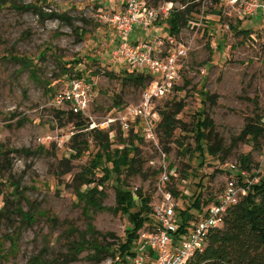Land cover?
Returning <instances> with one entry per match:
<instances>
[{"label":"rangeland","instance_id":"374dc122","mask_svg":"<svg viewBox=\"0 0 264 264\" xmlns=\"http://www.w3.org/2000/svg\"><path fill=\"white\" fill-rule=\"evenodd\" d=\"M10 1L39 6L45 13H66L73 27L56 19L43 20L34 9L0 8V142L8 149L33 153L11 155L12 167L0 174V188L7 195L8 183L3 187L2 181H20L27 199L24 211L31 208L35 212L31 225L16 217L0 221V264H27L35 258L43 264H91L88 250L75 260L66 258L87 224L113 235L106 243L117 244L125 240L131 224L127 216L113 211L114 181L104 187V211H84V205L78 203L75 193L80 174L90 166L98 148L92 145L80 157L72 156V137L78 134V141L85 137L79 134L76 122L69 121V107L57 106L54 97L77 74L86 79L92 92L82 121L89 129L116 118V112L125 107L141 105L144 89L124 82L126 73L132 71L114 62L116 34L101 18L112 11H125V4L121 0ZM145 1L152 8H181L173 0ZM192 3L198 4L194 18L173 37L186 47V56L179 61L180 82L166 98L152 101L153 111L158 112L155 140L144 141L135 126L132 131L122 130L118 124L110 128L113 148L132 143L138 149V173L126 180L133 193L141 189L145 197H151V208L163 199L161 192H170L178 212L191 209L199 194L202 209L216 202L234 176L226 172L227 164L240 167V160L249 158L246 179L251 181L253 175H258L257 181L264 179V139L258 144L249 137L240 139L246 125L264 115L263 23L261 19L240 20L232 11L224 14L219 2ZM167 18L149 35L135 33L132 39L150 41L160 35L165 40L169 36ZM159 30L163 31L155 32ZM201 91L215 97L213 103ZM177 104L183 108L169 137L160 127V114L173 111ZM55 110L65 115L59 118ZM202 110L213 124L205 131L208 138L203 154L196 150L193 132ZM217 145L223 149L216 156L206 150ZM102 175L98 171L97 179ZM165 175L168 180L162 183ZM209 200L212 202L205 205ZM135 204L139 205L138 200ZM148 229L146 224L139 234ZM131 259L127 258L129 264ZM101 264H113V260Z\"/></svg>","mask_w":264,"mask_h":264},{"label":"trees","instance_id":"16d2710c","mask_svg":"<svg viewBox=\"0 0 264 264\" xmlns=\"http://www.w3.org/2000/svg\"><path fill=\"white\" fill-rule=\"evenodd\" d=\"M194 0H173L172 2L181 5L179 9H173L169 17L164 22L166 24L168 35L178 37L181 31L188 25L194 17V9L198 4L192 3ZM214 4L218 0H211ZM10 5L15 9L29 10L34 9L43 20L56 19L67 23L73 27L71 18L66 14L45 13L39 6L23 5L22 3L11 2L10 0H0V8ZM66 72V71H64ZM77 78H82L77 74ZM124 82L134 84L136 87L145 89L151 82V77L141 73H126ZM207 100L213 103L215 97L209 96L206 92L201 91ZM183 105H175L173 111L161 112L160 127L164 130L167 136H172L178 124V115L182 111ZM57 117L65 115V112L55 110ZM69 121H75L79 134H83L84 140L78 141L79 135H74L70 142L72 156L78 158L82 153L87 152L92 145L98 148L90 166L85 168L80 174V184L76 190L75 196L78 203L84 205V211H104L102 205L106 193L105 185L114 181L115 183V207L114 212L121 213L128 217L131 227L126 230L125 240L117 243H106L108 236L98 231L92 223L87 224L86 231L82 232L77 241H74L69 247V253L66 258L75 260L84 250H88L90 255L88 260L91 264H101L107 259H112L113 264H129L128 257L135 255V249L139 232L146 224L152 226L154 220L151 216V197H145L141 189H137L134 193L129 188L126 180L128 176L138 173L137 165L139 155L137 147L132 143L125 145L122 148L114 146V141L109 138L111 130H100L97 128L89 129V124L82 121V113L73 114L69 111ZM197 123L194 125L193 132L195 133L196 150L201 154L205 151L204 142L208 138L205 131L212 129L213 124L209 117L205 116V111L202 110L197 114ZM14 118V116H13ZM264 115L259 116L248 123L240 135V139H246L258 144L264 139ZM23 124V123H21ZM212 133V131H211ZM222 147H208L206 150L216 156L222 151ZM43 150V147H41ZM25 154L32 156L33 153L29 149H8L0 142V174L3 171L10 170L11 155ZM250 159L245 158L240 160V168L247 173L250 170ZM103 173L102 177L97 179V172ZM230 173L229 171H226ZM239 182L242 183L244 177L236 175ZM253 175L251 179L257 177ZM122 177V178H121ZM3 187L8 183L7 195L4 189L0 188V221L12 218H20L25 225H31L35 217V212L29 208L24 211L25 191L21 187L20 181H2ZM84 188V189H83ZM202 195L196 196L191 209L199 213L202 210ZM138 200L139 205H136ZM212 202L209 200L205 205ZM191 209L185 211L180 210V219L185 224L195 215ZM13 242V246H14ZM136 244V245H135ZM27 264H43L40 258L29 261ZM190 264H264V179H260L256 183L249 186L247 193L234 206L230 207L224 217L223 226L210 232L208 236L207 246L203 253L196 255Z\"/></svg>","mask_w":264,"mask_h":264},{"label":"built area","instance_id":"2783aa9c","mask_svg":"<svg viewBox=\"0 0 264 264\" xmlns=\"http://www.w3.org/2000/svg\"><path fill=\"white\" fill-rule=\"evenodd\" d=\"M121 1L125 4V11H112L101 17L116 34L113 60L132 73L149 75L151 82L143 91L140 106L125 107L116 112V118H108L91 129L110 130L118 124L122 130L132 131L135 126L144 141L152 142L156 138L158 118V112L153 111L152 101L166 98L179 84V61L186 56V47L171 36L165 37V40L160 35H154L150 41L133 40L135 33L149 35L156 25L169 16L172 7L152 8L145 0ZM218 1L224 14L232 11L238 19L245 21L261 19L264 30V0ZM91 92L92 85L86 79H70L66 90L55 95L54 102L57 106L67 105L73 114H83ZM113 137L111 130L109 138ZM226 167L234 176L227 181L217 201L195 213L185 224L180 219L173 195L161 192L163 199L151 205L154 222L148 231L139 234L130 264H190L196 255L203 253L210 232L222 228L228 209L246 195L251 184L257 182L256 177L247 180V172L235 163ZM236 175L244 177L242 183ZM167 180L166 175L161 178L162 183Z\"/></svg>","mask_w":264,"mask_h":264}]
</instances>
